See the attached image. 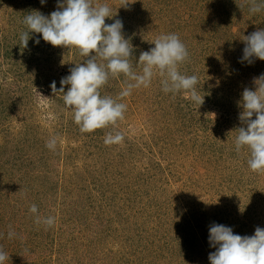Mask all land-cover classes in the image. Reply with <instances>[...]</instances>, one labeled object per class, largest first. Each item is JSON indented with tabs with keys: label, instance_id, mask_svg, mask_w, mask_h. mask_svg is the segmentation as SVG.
<instances>
[{
	"label": "rangeland",
	"instance_id": "1",
	"mask_svg": "<svg viewBox=\"0 0 264 264\" xmlns=\"http://www.w3.org/2000/svg\"><path fill=\"white\" fill-rule=\"evenodd\" d=\"M95 2L112 9L107 24L122 20L134 70L142 67L140 54L155 47L152 41L178 34L190 54L180 71L198 77L204 103L194 105L186 93L165 94L157 74L151 86L124 98L125 117L115 127L82 133L64 94L50 85L55 81L59 89L85 57L48 42L35 54L30 48L42 38L38 33L30 34L26 48L19 40L25 15L47 16L58 0H0V247L10 253L6 264H210L212 224L241 236L264 228V173L252 171L250 151L237 153L234 144L245 127L238 101L264 74V60L240 62L246 36L264 30V11L251 13V0H127V8L122 0ZM9 44L15 56L6 61ZM121 84L123 76L112 78L102 91L115 99ZM10 90L18 101L9 102ZM117 131L123 142L106 145V134ZM52 137L58 138L55 151L46 147ZM33 204L39 215L55 217L53 227L35 222Z\"/></svg>",
	"mask_w": 264,
	"mask_h": 264
},
{
	"label": "clouds",
	"instance_id": "2",
	"mask_svg": "<svg viewBox=\"0 0 264 264\" xmlns=\"http://www.w3.org/2000/svg\"><path fill=\"white\" fill-rule=\"evenodd\" d=\"M45 4L47 0H40ZM127 8V0H122ZM121 8V7H120ZM249 11H264V0H251ZM112 9L107 3L95 0H58L57 10L50 16L39 11L27 13L23 19L24 31L19 34L20 45L28 46L31 33L41 34L45 42L55 47L76 49L85 57L84 63H75L70 74L61 78V87L56 82L50 85L53 93H63V101L70 108L74 122L82 133L115 127L125 117L127 104L122 102L134 89L148 88L158 74L161 89L165 94L186 93L191 103L203 105L204 96L198 91V77L185 75L180 66L189 60V51L176 33L161 34L151 43L155 47L140 54L137 62L140 70H134L130 63L134 47L131 40L125 38L122 20L115 19L107 24L106 18H113ZM241 63H253V58L264 60V30H258L246 36ZM39 44L40 40L35 41ZM94 53V54H93ZM63 63V61H62ZM123 76L125 87L117 98L102 95V90L112 78ZM256 90L245 88L242 99L238 101L243 111L239 115L245 127L238 128L235 139V151L242 148L250 151L249 168L264 173V74L254 78ZM70 85L65 92V86ZM255 116V119L252 117ZM124 136L120 132L108 133L104 138L106 145L122 143ZM58 138L52 137L46 147L55 151ZM29 211L36 214L35 222L46 228L55 225V217H43L38 214L35 204ZM16 233L9 230L8 238ZM209 243L216 250L209 254L210 264H264V228L257 227L252 236L234 234L229 226L214 223L209 227ZM8 253L0 247V264H6Z\"/></svg>",
	"mask_w": 264,
	"mask_h": 264
},
{
	"label": "trees",
	"instance_id": "3",
	"mask_svg": "<svg viewBox=\"0 0 264 264\" xmlns=\"http://www.w3.org/2000/svg\"><path fill=\"white\" fill-rule=\"evenodd\" d=\"M47 16H50V14H48ZM42 37V36H41ZM40 40V42H39V44H37L36 42L34 43L35 44V46L33 45L30 49L31 50H35V54H36V52H37V54H41V52H43V47L45 46V41L43 40V38H41V39H39ZM34 41L32 40V42L30 43V44H32ZM5 53H4V56H3V59H5L6 61H11V59H13L14 58V56H15V52H14V48L12 47V45H5ZM48 49H49V47H47ZM46 49V48H45ZM54 50V49H53ZM28 53H30V52H28ZM35 54H32L33 56L35 55ZM32 60H34V59H32ZM9 70V69H8ZM21 76H24V75H21ZM115 82V81H114ZM118 82H121L120 80H118ZM121 87L123 88V84H121ZM104 89V88H103ZM122 89H119V92L121 91ZM6 95H8L9 97H7V99L9 100V102H11V101H14V102H16V101H18L20 98H16L17 96H14V93H13V95H12V93H11V90L9 91V93L7 92V93H5ZM102 95H108V96H110V93H109V90L108 89H106V91L105 92H103L102 91ZM163 95V97H164V93L162 94ZM94 134H96V133H94ZM8 256H9V259H10V253L8 254ZM18 262V261H17ZM16 262V263H17Z\"/></svg>",
	"mask_w": 264,
	"mask_h": 264
}]
</instances>
